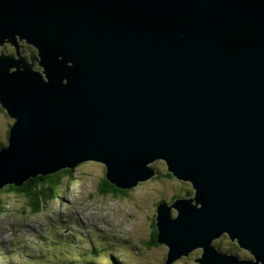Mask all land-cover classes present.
I'll list each match as a JSON object with an SVG mask.
<instances>
[{
	"label": "water",
	"instance_id": "obj_1",
	"mask_svg": "<svg viewBox=\"0 0 264 264\" xmlns=\"http://www.w3.org/2000/svg\"><path fill=\"white\" fill-rule=\"evenodd\" d=\"M0 106V189L163 159L194 190L158 206L165 264H264V0H0Z\"/></svg>",
	"mask_w": 264,
	"mask_h": 264
},
{
	"label": "rangeland",
	"instance_id": "obj_2",
	"mask_svg": "<svg viewBox=\"0 0 264 264\" xmlns=\"http://www.w3.org/2000/svg\"><path fill=\"white\" fill-rule=\"evenodd\" d=\"M1 108L0 148L8 145L13 124ZM148 167L158 174L115 195L101 188L107 176L104 163H78L72 175H64L58 198L40 213L32 212L24 195L0 191V253L8 257L4 249L13 252L0 263L165 264L169 247L154 242L158 206L190 199L194 190L190 181L176 179L166 162ZM38 241L39 252L33 248Z\"/></svg>",
	"mask_w": 264,
	"mask_h": 264
},
{
	"label": "trees",
	"instance_id": "obj_3",
	"mask_svg": "<svg viewBox=\"0 0 264 264\" xmlns=\"http://www.w3.org/2000/svg\"><path fill=\"white\" fill-rule=\"evenodd\" d=\"M1 147L3 146L1 145ZM72 173L73 169L64 168L48 176L32 178L22 187L7 185L0 189V191L7 190L18 195H24L28 199V206L32 209V212L40 213L50 200L58 198L64 175H72ZM103 181H105V183L101 185V188L107 192H112L115 195L125 193L118 189L115 185H112L108 180L105 179ZM154 223H156V219ZM157 239L158 231L156 229V233L154 234V242H156Z\"/></svg>",
	"mask_w": 264,
	"mask_h": 264
},
{
	"label": "flooded vegetation",
	"instance_id": "obj_4",
	"mask_svg": "<svg viewBox=\"0 0 264 264\" xmlns=\"http://www.w3.org/2000/svg\"><path fill=\"white\" fill-rule=\"evenodd\" d=\"M32 49H34V48L31 45H29V44H27L25 42L24 43L22 42V50H21V52L24 54L23 57H24L25 60H27V58L29 57V54L31 55V50ZM14 52L16 54V51L15 50H14Z\"/></svg>",
	"mask_w": 264,
	"mask_h": 264
},
{
	"label": "bare ground",
	"instance_id": "obj_5",
	"mask_svg": "<svg viewBox=\"0 0 264 264\" xmlns=\"http://www.w3.org/2000/svg\"><path fill=\"white\" fill-rule=\"evenodd\" d=\"M160 160L165 161V160H163V159H160ZM62 169H64V168H61L60 170H62ZM167 169H168V168H167ZM60 170H59V171H60ZM4 250H5L6 253H10V254H7L8 257H5V256L3 255V252L0 253V261H1V260L6 261V260H8L9 258H12V257H13V256H12V253H13V252H12L11 249H7V248H5ZM4 250H2V251H4ZM7 251H9V252H7Z\"/></svg>",
	"mask_w": 264,
	"mask_h": 264
}]
</instances>
